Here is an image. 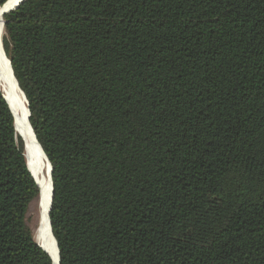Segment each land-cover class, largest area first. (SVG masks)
I'll return each instance as SVG.
<instances>
[{"label":"trees","instance_id":"16d2710c","mask_svg":"<svg viewBox=\"0 0 264 264\" xmlns=\"http://www.w3.org/2000/svg\"><path fill=\"white\" fill-rule=\"evenodd\" d=\"M2 20L59 264H264V0H26ZM24 153L0 88V264H52Z\"/></svg>","mask_w":264,"mask_h":264},{"label":"bare ground","instance_id":"6f19581e","mask_svg":"<svg viewBox=\"0 0 264 264\" xmlns=\"http://www.w3.org/2000/svg\"><path fill=\"white\" fill-rule=\"evenodd\" d=\"M19 1L20 0H10L5 6L2 8L0 7V88L13 116L15 132L24 142V154L27 167L39 188L40 212L35 240L42 250L50 256L52 264H57V251L50 234L47 219L50 199L49 166L32 133L28 122L27 103L16 84L8 59L2 48L4 23L1 14L12 9ZM43 164H45V169Z\"/></svg>","mask_w":264,"mask_h":264},{"label":"water","instance_id":"95a60500","mask_svg":"<svg viewBox=\"0 0 264 264\" xmlns=\"http://www.w3.org/2000/svg\"><path fill=\"white\" fill-rule=\"evenodd\" d=\"M10 0H8L7 2H9ZM24 1H26V0H20L12 9H9V10H7V11H5V12H3L2 14H1V17H3L5 14H7V13H9V12H11V11H13V10H15L20 4H22ZM6 2V3H7ZM5 3V4H6ZM5 4L3 5V6H5ZM2 7V6H1ZM9 62V61H8ZM9 65H10V63H9ZM17 84V83H16ZM24 96V95H23ZM25 99V98H24ZM26 101V100H25ZM28 118H29V112H28ZM33 133V132H32ZM35 138V137H34ZM36 143H37V141H36ZM37 145H38V143H37ZM39 146V145H38ZM39 148H40V146H39ZM40 150H41V148H40ZM41 152H42V150H41ZM42 155L44 156V158H45V160H46V162H47V164H48V166H49V180H50V199H49V206H48V211H47V219H48V225H49V230H50V223H49V217H48V213H49V210H50V205H51V200H52V184H51V167H50V164H49V162H48V160L46 159V157H45V155L43 154V152H42ZM28 168V167H27ZM28 171H29V169H28ZM29 173H30V171H29ZM31 174V173H30ZM32 176V175H31ZM33 178V177H32ZM34 179V178H33ZM36 183V182H35ZM50 234H51V236H52V233H51V230H50ZM52 240H53V242H54V245H55V248H56V251H57V264H59V255H58V250H57V246H56V243H55V241H54V239H53V236H52ZM40 247V246H39ZM41 248V247H40ZM42 249V248H41ZM44 251V250H43ZM45 252V251H44ZM46 253V252H45ZM47 254V253H46ZM49 256V255H48ZM50 257V256H49ZM51 259V258H50ZM51 261H52V259H51Z\"/></svg>","mask_w":264,"mask_h":264},{"label":"rangeland","instance_id":"374dc122","mask_svg":"<svg viewBox=\"0 0 264 264\" xmlns=\"http://www.w3.org/2000/svg\"><path fill=\"white\" fill-rule=\"evenodd\" d=\"M43 166H44V169H45V164H43ZM44 172H45V170H44ZM39 212H40V208H39V200H38L37 204L33 205L31 207V210H30V217L32 218L31 224H32V227L34 229V233L35 234H36V230H37L38 223H39Z\"/></svg>","mask_w":264,"mask_h":264}]
</instances>
